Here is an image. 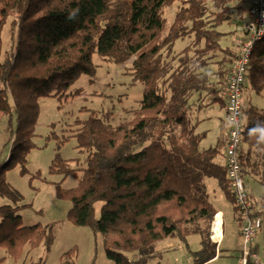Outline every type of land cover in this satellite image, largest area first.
Wrapping results in <instances>:
<instances>
[{
  "label": "trees",
  "instance_id": "16d2710c",
  "mask_svg": "<svg viewBox=\"0 0 264 264\" xmlns=\"http://www.w3.org/2000/svg\"><path fill=\"white\" fill-rule=\"evenodd\" d=\"M175 1L180 5L172 24L153 44L165 31L163 9ZM215 1L219 10L208 0H0V112L16 116L14 152L0 163V199L10 201L0 203V249L9 257L20 259L26 246L34 250L44 244L50 250L55 224H23L18 210L24 197L8 181L7 171L20 163L27 172V156L36 146L39 99L64 96L81 75L93 77V55L98 52L116 63L132 59L130 72L134 82L144 85L143 98L132 117L118 124L110 121L109 113L100 116L94 109H86L89 116L77 120L79 128L72 137L79 152L86 154L85 163L71 168L57 153L50 166L63 180L72 173L79 179L73 188L57 186V194L71 202L68 219L103 235L111 264H150L159 254L158 241L179 237L187 242L191 234L201 235L194 264L215 258L211 227L218 211L205 180L216 179L236 209L235 196L226 160H216L224 144L201 149L204 135L189 119L196 94L218 92L224 70L208 68L211 53L232 49L222 45L225 34L219 26L240 5ZM9 20L15 45L3 51ZM186 37H193L192 42L175 54V42ZM238 56L225 71L228 86ZM248 68L246 87L264 97V39L255 45ZM215 102L224 105L227 98ZM243 116V175L257 176L264 187V108L249 103ZM142 143L145 146L135 152V145ZM258 203L262 210L256 209V215L263 216L264 193ZM75 250L65 252L60 264H75ZM126 252H137L138 257L132 260ZM4 262L0 258V264ZM248 264H254L251 257Z\"/></svg>",
  "mask_w": 264,
  "mask_h": 264
},
{
  "label": "rangeland",
  "instance_id": "374dc122",
  "mask_svg": "<svg viewBox=\"0 0 264 264\" xmlns=\"http://www.w3.org/2000/svg\"><path fill=\"white\" fill-rule=\"evenodd\" d=\"M208 1L212 8L219 10L215 0ZM237 3L241 7L243 1L233 2L234 5ZM179 5V1H175L163 9V16L166 19L165 31L153 44L162 40L175 18ZM240 7H236L231 13V18L222 22L219 27L220 31L226 33L221 41L224 47L238 49V42L243 36L238 25L241 16L246 14V6ZM192 39L193 37L178 39L173 49L182 52L192 42ZM14 45L15 38L10 29L9 20L3 30V51H12ZM93 60L97 65L93 77L87 74L81 75L64 96H48L39 99L41 113L34 127L33 136L36 146L27 156V172H22L20 163L13 164L7 171L8 181L24 197L18 210L23 224L54 223L53 244L50 250L41 244L34 251L32 250L33 252L26 246V251L20 259L15 260L9 257V260L3 264H28L37 260H41L42 264H60L64 259L62 255L73 248L76 249L73 256L75 264H111L104 248L103 235L88 226L73 224L67 216L71 202L57 194L58 185L65 189L77 186L78 177L72 173L63 180V175L50 172V166L57 153L67 159L71 168L82 167L85 163L86 154L79 152L76 138L72 135L79 128L77 120H83L89 116L90 112L86 109H94L100 116L109 113L110 121L118 124L132 117L133 110L139 106L143 98L144 85L138 81L134 82L130 72L132 59L125 63H116L96 52ZM248 94L253 105L264 108L262 95L254 90H249ZM15 119L14 116L10 117L0 112V163L14 152ZM202 126L199 128L202 129ZM209 127L211 131L205 140L208 144L216 142L218 137L215 121L209 123ZM144 146L145 143L137 144L133 150L137 152ZM207 185L211 201L225 209L226 239L223 243L219 241L221 233H216L213 223L211 227L212 240L217 242V256L221 251L220 245L224 247L230 244L233 249H237L240 244L242 245V240L239 237V221L233 203L226 198L216 179H207ZM263 189L264 187L259 182H255L252 187L253 196L258 201ZM9 202L6 198L0 199V203ZM101 205L102 202L96 204L97 216L100 215ZM258 209L262 210L260 203H258ZM262 219V227L255 235L254 242L257 246L259 260L264 262V215ZM169 241L171 244H167ZM164 244V246H170L161 249L159 254L150 258V264H194V252L201 248V235L191 234L187 237V242L179 237H168ZM126 255L132 260L138 257L137 252H126Z\"/></svg>",
  "mask_w": 264,
  "mask_h": 264
},
{
  "label": "built area",
  "instance_id": "2783aa9c",
  "mask_svg": "<svg viewBox=\"0 0 264 264\" xmlns=\"http://www.w3.org/2000/svg\"><path fill=\"white\" fill-rule=\"evenodd\" d=\"M243 38L239 42V56L233 64L227 93L228 139L225 148L227 176L234 192L235 205L240 219L242 255L239 264H248L251 257L254 264L259 262L251 253L253 241L261 229L262 216L256 215L253 201L245 184L241 160V149L245 130L243 99L246 75L255 45L264 39V0H249L246 17L241 24ZM220 241V240H219Z\"/></svg>",
  "mask_w": 264,
  "mask_h": 264
},
{
  "label": "crops",
  "instance_id": "0c3cea01",
  "mask_svg": "<svg viewBox=\"0 0 264 264\" xmlns=\"http://www.w3.org/2000/svg\"><path fill=\"white\" fill-rule=\"evenodd\" d=\"M235 1H238V2L243 1V4H241V5L246 6V9H247V6L249 4V0H231V2H235ZM243 17L244 16H241L240 20L243 19ZM224 34H226V33H224ZM173 52L175 54L181 53V52L175 51L174 49H173ZM238 52H239V49H225L223 51L221 50L220 52L217 51V53H215V54L211 53V55L213 57L210 59V63H209L208 68L210 67L211 69H213L215 73H216L217 69H219V68L221 70L223 68V70H224L223 72H220V74H219L220 79L216 84V90L218 89V92L214 90V91H211L210 94H201V93L196 94L194 96V101H196V102L192 106V108L189 110V119L191 121V124L194 125L195 131L197 133L204 135V137L200 143L201 149H207L209 147H214L217 144H219V145H222V143L224 144L223 148L221 149L220 154L216 158L217 162H220L222 164H224V162H225V145H226V142L228 139V130H229L227 107H226V103L224 105H222L219 102H215V103H212V102L215 100L217 101L218 99H224V102H226V98H227L226 93L228 90V85H227L228 79L226 77L228 74L226 75L225 71L230 69L231 63L237 57ZM211 77L214 78V76H211ZM217 78H218V76H217ZM214 80H215V78H214ZM249 90H253V89L248 84V86L246 87L244 94H243V99H244L245 105L251 103L250 97L248 94ZM209 102H211V103L208 104ZM218 105L220 107H218ZM214 121H215V126L217 128L216 130L218 133V137H217L216 142H210V144H208L205 142V140L207 139V137L211 131V128L209 127V123L214 122ZM202 124H203V126H202ZM200 126H202V129L199 128ZM245 181H246L247 188L250 192V197L252 198L253 202L257 203V205L255 203L254 204L257 207L256 209H258V199H256L253 196L254 194L252 191V187H253L255 182L260 183L259 178L257 176H254V175L253 176H246ZM205 183H206L207 191H208L207 179L205 180ZM263 193H264V189H263L261 195ZM214 206L216 207L218 212H217V215L215 216V219L213 221V227L215 225V222L217 221V216L220 214L221 215V240H220V242L223 243L226 239L225 230H224V226H225V221H224L225 212L224 211H225V209L222 208L221 206H218L215 204H214ZM233 208L236 212L234 204H233ZM236 217L238 219L237 213H236ZM238 221H239V219H238ZM240 228H241V223L239 221L238 222V231H239L240 240H242L241 235H240ZM166 240H168V238L161 240V241H158L156 243L155 248L159 253L161 252V249H165V247L170 246V245L164 246L165 245L164 243H166ZM167 244H171V242L169 241V242H167ZM219 247L221 248L220 253L207 264H211V263H213V264H239L240 258L242 255V245L241 244H240V246L237 247V249L236 248L233 249V246H230V244H229V246L223 247L220 245ZM252 248L255 250L254 254L257 256V258L259 260V256H258L257 250H256L257 246H256L254 241H253ZM2 257L5 258V262L9 260L8 254L6 253V251L4 249L1 248L0 249V258H2ZM259 262L264 263L261 260H259Z\"/></svg>",
  "mask_w": 264,
  "mask_h": 264
},
{
  "label": "bare ground",
  "instance_id": "6f19581e",
  "mask_svg": "<svg viewBox=\"0 0 264 264\" xmlns=\"http://www.w3.org/2000/svg\"><path fill=\"white\" fill-rule=\"evenodd\" d=\"M214 228L216 229L217 234L221 233V215L220 214L217 216V221L215 222Z\"/></svg>",
  "mask_w": 264,
  "mask_h": 264
}]
</instances>
